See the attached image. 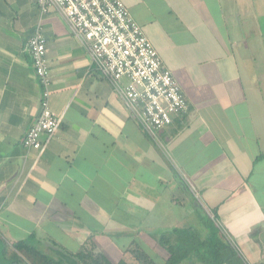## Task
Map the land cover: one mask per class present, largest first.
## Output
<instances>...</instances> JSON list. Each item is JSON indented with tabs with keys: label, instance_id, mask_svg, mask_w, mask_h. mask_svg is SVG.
Listing matches in <instances>:
<instances>
[{
	"label": "crops",
	"instance_id": "obj_1",
	"mask_svg": "<svg viewBox=\"0 0 264 264\" xmlns=\"http://www.w3.org/2000/svg\"><path fill=\"white\" fill-rule=\"evenodd\" d=\"M120 1L186 100L153 135L56 10L0 0L2 254L22 260L11 245L32 239L67 264H87L81 252L136 264L132 251L164 264L204 207L245 264H264V0ZM37 28L61 118L42 153L21 145L39 113Z\"/></svg>",
	"mask_w": 264,
	"mask_h": 264
},
{
	"label": "built area",
	"instance_id": "obj_2",
	"mask_svg": "<svg viewBox=\"0 0 264 264\" xmlns=\"http://www.w3.org/2000/svg\"><path fill=\"white\" fill-rule=\"evenodd\" d=\"M37 4L42 14L54 9L62 16L95 69L146 133L153 135L186 110L185 97L170 71L120 0H37ZM45 47L37 28L27 41L26 52L40 87L39 113L21 145L38 153L45 150L61 124L49 106ZM122 79L127 80L124 86Z\"/></svg>",
	"mask_w": 264,
	"mask_h": 264
},
{
	"label": "trees",
	"instance_id": "obj_3",
	"mask_svg": "<svg viewBox=\"0 0 264 264\" xmlns=\"http://www.w3.org/2000/svg\"><path fill=\"white\" fill-rule=\"evenodd\" d=\"M212 217L213 219L203 217L202 223L206 229L204 239H201V235L192 225L174 229L175 239L171 250L167 252L168 258L164 264H191L193 254L198 255L201 264H245L237 250L221 234L214 214ZM0 245L4 244L0 241ZM11 248L23 259L15 261V255L10 258L4 257L0 249V264H21L23 261L27 264H67L62 259L41 250L32 239L15 242ZM132 254L136 264H155L142 252L132 251ZM77 258L87 264H111L105 258H91L90 253L85 252L79 253Z\"/></svg>",
	"mask_w": 264,
	"mask_h": 264
},
{
	"label": "rangeland",
	"instance_id": "obj_4",
	"mask_svg": "<svg viewBox=\"0 0 264 264\" xmlns=\"http://www.w3.org/2000/svg\"><path fill=\"white\" fill-rule=\"evenodd\" d=\"M123 80H125V79H123ZM121 81H120V83H121ZM203 217H208L210 219H213V217L209 213V211L206 208L202 207L201 210H200V212H198L192 218V220H189L188 222L186 221L187 223H189L190 225H192L199 232V234L201 235V239H204L205 236H206V229L204 227V224L202 223L203 222V219H204ZM219 229H221V228H219ZM221 234L223 235V237L227 241H229V239H228L229 237L226 236V234L223 232V229H221ZM236 246L237 247L236 248L234 247V248L237 250V252H239V250H238L239 247H238V245H236ZM190 262H191V264H201L200 263V260L198 258V255H196V254H193L192 259L190 260Z\"/></svg>",
	"mask_w": 264,
	"mask_h": 264
}]
</instances>
